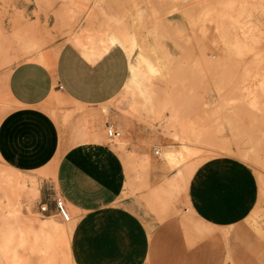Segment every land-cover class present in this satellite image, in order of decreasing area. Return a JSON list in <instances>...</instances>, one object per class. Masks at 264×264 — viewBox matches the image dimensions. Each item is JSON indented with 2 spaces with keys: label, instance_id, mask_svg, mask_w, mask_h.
Returning <instances> with one entry per match:
<instances>
[{
  "label": "rangeland",
  "instance_id": "374dc122",
  "mask_svg": "<svg viewBox=\"0 0 264 264\" xmlns=\"http://www.w3.org/2000/svg\"><path fill=\"white\" fill-rule=\"evenodd\" d=\"M72 4L79 5L86 14L78 17L72 27H64L59 10ZM99 5L113 13L131 15L126 19L130 36L155 63L157 57L149 48L154 46L152 29L154 26L159 29L157 33L171 54L168 75L144 76L149 100L129 84L126 92L122 90L111 102L92 109L68 101L57 91L36 111L52 122L63 144L95 138L119 153L127 175L126 199L143 202L138 194L148 189L145 165L135 163L128 155L135 133L146 135L138 140L148 149L160 151L159 155H153L162 163L166 161L164 152L171 148L180 150L183 143L188 147L177 166L167 164V171L172 173L165 183L168 205L185 193L191 175L212 157L224 155L251 166L257 174L260 192L255 208L245 221L228 227L212 226L197 219L185 202L184 230L192 242L190 246H195L203 236L212 239L210 257L195 260L194 264H264V0H0V51L4 48L0 52V93L5 97L3 77L7 71L31 56H24L22 40H18L25 33L17 17L37 24L35 38L40 44L39 51L48 57L66 43L75 46L83 43L101 50L100 42L105 35L87 18ZM138 9L142 15L135 20L133 16ZM130 74L131 68L127 84L131 82ZM8 104L6 100L4 115L10 111ZM93 111H100L93 122L78 116ZM105 122L120 133L114 141L108 137ZM97 124L103 128L99 136L94 134ZM1 129L0 138L13 132L19 134L15 130L17 126L11 123ZM2 159L0 165L20 170L25 177L35 180L40 194L30 185L16 188L15 178L10 180L12 176L0 179L4 184L11 181L14 187L9 200L0 204L3 257L0 264H77L71 251L74 227L65 232L53 231L47 237L37 234L39 223L50 220L68 223L58 212L50 217L41 211L45 205L41 201V185L55 177L58 164L52 162L39 169L23 170ZM154 195L151 192L152 198ZM70 216L73 222V214Z\"/></svg>",
  "mask_w": 264,
  "mask_h": 264
},
{
  "label": "crops",
  "instance_id": "0c3cea01",
  "mask_svg": "<svg viewBox=\"0 0 264 264\" xmlns=\"http://www.w3.org/2000/svg\"><path fill=\"white\" fill-rule=\"evenodd\" d=\"M129 68V59L119 47L89 57L70 43L49 64L26 61L15 66L5 81L10 111L0 113V133L1 126L11 123L19 134L0 138V155L23 170L58 164L55 177L41 185V201L50 217L58 212V198L73 214L71 251L77 264H194L210 257L212 239L203 236L190 246L182 205L188 203L197 219L212 226L245 221L259 197L257 174L251 166L224 155L212 157L191 175L185 193L168 205L165 183L172 173L166 163L155 159V148L150 150L138 140L146 135L135 133L128 155L145 165L148 189L138 194L143 202L126 199L127 175L119 153L95 138L63 144L52 122L36 111L57 91L74 104L98 109L121 93ZM78 116L93 122L100 111ZM102 131L97 124L94 134ZM21 139L30 146H20Z\"/></svg>",
  "mask_w": 264,
  "mask_h": 264
},
{
  "label": "bare ground",
  "instance_id": "6f19581e",
  "mask_svg": "<svg viewBox=\"0 0 264 264\" xmlns=\"http://www.w3.org/2000/svg\"><path fill=\"white\" fill-rule=\"evenodd\" d=\"M84 13L85 12L83 11V9L79 5H76V4H72L69 7L67 6V8L59 10V14H60L61 18L63 19V20H61L62 21L61 23L63 24L64 27H69V28L72 27V25L77 21L78 17H80ZM87 13H88V11H87ZM141 15H142L141 14V10L138 9L136 16H133V18L135 20H138V19L141 18ZM129 16L131 17V15H128V12L127 13H122V14L121 13H113L112 11H110V10L104 8V7H100V5H99L97 7V11L89 12L87 18L91 21V23L94 24V26H95V28H96V30L98 32H101V34L103 33L105 35V38H103L101 40V42H100L101 50L99 48H97V47L96 48L95 47H89L88 45L83 44V43H80L78 45L82 49L84 55L89 56V57L94 56V55H96L98 53L100 54V53H104V52H107V51L109 52V50L111 48H114V47H119V48L123 49V51L127 55L128 59H130V61H131V66H129L131 68V74H130L131 75V82L128 83V84L126 83V85L123 88L124 92H126L128 90V88L130 87L129 84H132L133 87L137 90V92L140 95L145 96L146 100H149L150 97L147 95L148 90H147V87L145 86V78H144V76H146V78H150V77H153V76L155 77L157 75H159V76L168 75L169 71L167 72V70H168L169 65H170L169 62L171 60V54L165 48L161 37L157 33V31L159 29H157V27L154 26V28L152 29L153 30L152 33H153V37H154V39H153L154 40L153 41L154 42V46L149 48V51H151L154 55H156L158 62L157 63L153 62L151 60V58L148 57V55H146L143 52L142 47L137 44V41L130 36L131 31H130V28L128 26V23L126 22V19H128ZM17 18H18L19 21L22 22L23 31L25 33L24 34L25 36H23L22 38L20 37V39H18L19 41L22 40L23 48H24V56H26V58H27L29 56L27 54H31V56H29L26 60L27 61H38V62H41V63H44V64L51 63V61L57 57L59 51L57 53H55L53 56H49V57L47 55H45L44 53H42L41 51H39V45L40 44L38 42V39L35 38L36 37L35 35L37 34V30H38L37 24L35 22H29L28 20H25L22 16H19ZM3 49L4 48L1 47V51L0 52H2ZM135 61H136V63H135ZM12 69L10 68V70H8L7 73L3 77L4 95L6 93L5 81H6V78H7L8 74L10 73V71ZM147 74H149V75H147ZM6 100H7L6 97H4L3 94L0 93V110H1L0 113L2 115H4L7 112ZM134 106H136V105H134ZM59 114H61V113H59ZM58 118H59V116H58ZM123 124L126 125V119H124ZM108 126H109V128L114 129L109 124H107L106 127L108 128ZM122 128H124V127H122ZM187 149H188L187 145H185L183 143L182 144V149H180V150H175V149L172 150V148H171V150H168V151L166 150L167 152L163 153L164 154V158L166 159L165 163L168 164V165H171L172 167L177 166V164L182 160V159H180L181 155H182V152L183 151H187ZM159 153H160V151H159ZM0 158L2 159L1 155H0ZM9 176L10 177L12 176L10 178V180L15 178V180H16V188H18V187L26 188V187H29V185H30L31 187H33L35 189V192L37 194H40L39 188L37 187L38 185L36 186V181L35 180H32V179H30L28 177H25L20 170H16L14 168H11L8 165H4V164L0 165V179L3 180L4 177H9ZM7 182L8 183H5V184L0 182V204L1 203H5L7 200H9L10 191H11V188L13 186L11 184L12 183L11 181H7ZM35 186L37 188H35ZM31 187H30V189L28 188L30 191H31ZM12 190H14V189H12ZM259 192H260V186H259ZM14 195H15V193H14ZM22 195L24 197L25 194H22ZM29 195L31 196L32 194H29ZM18 196L19 195H17V197ZM14 197H16V196H14ZM10 199H11L10 201L13 202V198H10ZM5 206H7V205H5ZM45 207L47 208L46 205H45ZM70 221L68 223H66V224L65 223L64 224L57 223V222H55L53 220H50L48 222L39 223L38 226H37V229H38L39 233H37V234H40V236L41 235H46V237H47V235L51 234L53 231L65 232L68 229H72L74 227V225H75V222H70ZM72 221H73V219H72ZM32 224H34V222ZM236 224H232V225H229V226H233V225H236ZM35 225H33V227ZM34 228L36 229V227H34ZM26 238H27V236H26ZM31 238H33V237H31ZM35 238H37V237H35ZM5 240L8 241L7 239H5ZM24 240H25V238H24ZM27 240H29V239H26V241ZM39 240H41V239H39ZM6 241H5V243L4 242L3 243L6 244L7 243ZM33 241H35V240H33ZM45 241L47 242L48 240L45 239ZM27 242L29 243V241H27ZM21 243H22V239H21ZM21 243H20V245H21ZM29 244L32 245V243H29ZM34 244H35V242H34ZM6 245H9V244H6ZM40 246H42V245H40ZM2 247H3V245H2ZM4 247H7V246H4ZM11 249H13V248L10 247V250ZM44 249L48 250L47 248H44ZM5 250H7V249H5ZM37 250H39V249H37ZM40 252H42V251H40ZM5 254H6V252L4 253V256H5ZM15 254L17 255V253H15ZM48 257H49V255H48ZM14 259H16V258L14 257ZM46 260H47V258H46ZM42 264H45V263H42Z\"/></svg>",
  "mask_w": 264,
  "mask_h": 264
},
{
  "label": "built area",
  "instance_id": "2783aa9c",
  "mask_svg": "<svg viewBox=\"0 0 264 264\" xmlns=\"http://www.w3.org/2000/svg\"><path fill=\"white\" fill-rule=\"evenodd\" d=\"M107 130H108V137L111 141H114L116 138H118L120 136V133H118L116 130H114L112 128H109V126H108ZM155 154L159 155V151L155 150ZM56 208H57L58 213L62 217V219L66 222H69L71 219V216H70V213L66 207L65 202L61 198L56 199ZM41 211L43 213H46L48 211V209L45 207V205H43L41 207Z\"/></svg>",
  "mask_w": 264,
  "mask_h": 264
},
{
  "label": "snow or ice",
  "instance_id": "6c2138e0",
  "mask_svg": "<svg viewBox=\"0 0 264 264\" xmlns=\"http://www.w3.org/2000/svg\"><path fill=\"white\" fill-rule=\"evenodd\" d=\"M26 134H21L22 137H24ZM13 146H16L15 144V138L13 139ZM20 146L22 147H27V146H30V142L26 141L25 139H21V143H20Z\"/></svg>",
  "mask_w": 264,
  "mask_h": 264
}]
</instances>
